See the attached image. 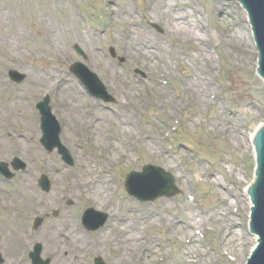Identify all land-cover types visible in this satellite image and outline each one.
<instances>
[{
	"label": "rangeland",
	"instance_id": "rangeland-1",
	"mask_svg": "<svg viewBox=\"0 0 264 264\" xmlns=\"http://www.w3.org/2000/svg\"><path fill=\"white\" fill-rule=\"evenodd\" d=\"M152 1L0 0V12L13 15L6 19L0 17V31L3 27L11 34H23L21 54L25 56L17 55L19 52L13 47L0 48L1 55L12 54L18 59L11 61L2 56L0 59V135L8 131L0 143V161L8 163L11 171L13 157L26 164V168L16 172L9 181L0 176L2 264H9L13 259L20 264H31L28 253L35 242L43 245L42 257L49 258L51 264H93L95 257L105 264H243L249 256L252 235L248 227L250 208L247 209L246 204L250 201L244 189L246 181H253L255 160L248 135L264 124V79L256 72L258 50L248 15L238 1L191 0L190 6L199 9L206 27L203 47L212 60L211 84L217 93L214 104L198 108L189 98L185 101L179 80H185L201 50L196 41L171 39L161 17L157 15L154 19V13H147L146 6ZM126 6L134 10L138 28L168 47L165 61L153 64L151 59L137 57L132 61L133 55L125 56L119 51L106 30L112 9L119 11ZM72 11L78 17L79 27L99 29L97 50L92 52L80 40L66 37L62 38L66 51L64 58L47 60V57L44 60V56L51 54L44 51L46 41L42 32L45 22L58 23ZM117 27L120 29L121 25ZM230 30L244 34L248 45L244 41L240 47L236 39H231L233 43L229 46L225 45L221 35ZM102 58L123 73V85L96 68L94 61ZM74 62L83 63L97 75L114 98L113 102H104L88 94L84 85L69 71ZM9 70L26 74L25 80L22 83L9 81ZM38 72H49L53 84L33 85ZM163 75L165 82L160 83ZM62 78L69 80L70 86L82 95V104L75 103V114L63 110L62 89L56 84ZM127 84L136 86L135 94L124 93ZM15 93L20 94L17 100H13ZM162 94L179 96L177 108L173 111L168 106L160 108L157 101ZM46 95L61 128L60 141L74 158L73 167L65 165L56 150L48 153L39 142L40 115L35 104ZM11 101L16 103L12 105ZM219 106L229 124L237 127L235 136H229L228 130L211 134L212 121L219 117ZM126 108L140 127V134L131 145L133 158L126 161L118 157L112 164L101 165L100 154L93 153L89 147L91 129L97 122V128L109 127L112 119L121 115V111H127ZM14 113L16 118L23 119L18 125L12 121ZM106 133L108 138L120 135L117 130ZM14 139L22 141V150L15 148ZM147 139L154 142L151 152L144 148ZM124 141L126 138L120 143ZM146 164L170 173L179 192L172 197L163 196L146 202L129 196L123 185L125 176L130 171L141 172ZM87 165L92 166L96 175L110 179L111 208L99 207L87 194L81 193L82 187L73 184L74 178L84 173ZM43 174L52 183L48 193L37 183ZM215 178L219 180V186L214 184ZM27 180L34 187L29 193L23 186ZM187 196L193 199L189 201ZM86 208L107 215L102 228L92 232L83 228L80 218ZM189 209L201 216L191 225L184 217ZM224 209L228 210L225 220L218 221ZM55 210H58L57 217L52 214ZM209 212L213 215H207ZM36 215H45L47 219L33 231L32 219ZM120 219L123 224L136 229L141 241L140 248L135 251L125 250L123 259L117 257L119 252L116 251L118 246L123 249L126 245H122L124 234L119 231ZM170 219L173 222L169 223ZM192 225L199 230L194 233ZM72 235H78V239L74 240ZM229 242L233 246L227 245ZM187 259L189 262L186 263Z\"/></svg>",
	"mask_w": 264,
	"mask_h": 264
},
{
	"label": "bare ground",
	"instance_id": "bare-ground-1",
	"mask_svg": "<svg viewBox=\"0 0 264 264\" xmlns=\"http://www.w3.org/2000/svg\"><path fill=\"white\" fill-rule=\"evenodd\" d=\"M191 4V0H153L150 4L146 6V10L148 14L154 13V19L157 15L158 18L161 17V20H163L165 23L166 33L171 39H176L180 41H196L197 47L199 48V50H201L195 58L197 63L194 64L190 73L185 75V80H179V84L185 92V101L189 98V100L195 103L198 108H205L215 103V100L217 99V93L214 91L213 86L211 84L210 75L213 66L212 60L209 55L204 52L205 50L203 47L205 43L203 35L205 34L206 27L203 24V18L200 14L199 9L194 5L190 6ZM133 13L134 10L127 6L126 8L119 11L116 9H112V11L110 12V24L106 31L111 34V37L113 38L114 43L117 44L119 51H121V53L125 56L133 55V58L129 57L130 60L133 59L132 61L135 60L134 57H137L139 59L141 58L143 60L151 59L153 64L154 62L155 64H158L162 61H165L168 47L160 40H157L149 32L138 28ZM12 16V14H7V11H3L2 13L0 12V17H2V19H6ZM50 21L45 22V30L42 32V36L46 41L44 51L48 54L51 53L49 56H44V60L47 57V60L64 58L63 53L66 51L62 46V38L66 37L70 40H80L82 44L86 47V49H89L92 52L97 50L96 42L100 37L99 29L92 27L91 30H86L84 26L79 27L77 25L78 17L73 11L69 12L68 15L64 16L63 20L58 21V23L54 24L52 23V21ZM118 24L121 25L120 29L117 27ZM2 29L3 30L0 31V48L5 46L13 47L14 50H17L16 52H19V54L17 55L25 58V56L21 54L23 53V51H21V41L23 34H11L8 30L4 29L3 27ZM119 31L121 32L119 33ZM221 37L225 39V45L228 46L233 43L231 39H236L238 42H240V47L243 45L244 41H246V46L249 43V41H247L248 38L245 37V35L242 34L240 31L236 30H230L225 34L221 35ZM1 56L4 58H8V60L11 61H18V59L12 54L8 56H6V54L5 56L0 54V59ZM94 65L97 69L102 71V73H105L107 75V78H112L116 81H119L121 84L122 82H125V78H123V73L120 72L118 68L111 65L107 60L103 58L100 60L97 59L94 61ZM50 75L51 74L49 72H47L46 74H43V72H38L37 75L34 77L33 85H52L53 81L51 82V80L53 79V76L50 77ZM68 82L69 80L62 78L61 80L57 81L56 84L57 86L60 85L59 87L60 89H62V91L60 92V101L64 106L63 110L66 113L75 114L77 112L75 103L76 105L82 104V95L79 93L78 89H74L72 86H70ZM162 82H165L164 75L160 77V83ZM124 88V93L126 95L130 96L131 94H135V85L127 84L124 85ZM70 89L74 90V92L71 93ZM14 97H16V99L13 98V100H17L20 98V94L15 93ZM176 99H179V96L162 94V97H160L157 101V105L160 106V108L161 106H168V108L173 111L174 108H177ZM121 102L125 105L132 106L127 101ZM15 103L16 102L11 101L12 105ZM1 109L2 107L0 106V110ZM126 109L127 111H121V115L118 114L116 119H112L113 121L108 124L109 127H105L103 129V127L98 126L97 128V122L93 125V128L91 129V137L89 140H91L92 143H90L89 147L92 148L93 153L100 154L101 165H106L108 163L112 164L116 161L118 157H123L126 161L127 159L133 158L131 145L138 138L140 134V127L138 126L134 117L131 115L130 109ZM218 111L219 117L215 121H212L213 123L211 124V134L215 135L219 132L226 133L228 130V133H230L228 134L229 136H235L237 132V127L230 125L229 122L224 118L223 108H220L219 106ZM79 114H82L81 110H79ZM14 115L17 114H13L12 121L16 122L17 125L23 121V119H18ZM172 121L174 122V119H172ZM215 125H217V129L215 128ZM114 130H117L120 133L117 138H113V136L109 138L106 137V131L111 132ZM6 134H8L7 130H5L3 135ZM3 135H0V143L3 142ZM123 138H126V141L123 142L124 146H122L123 143H120V140ZM248 141H250L252 153L253 156H255L257 154L258 144L257 138L254 133L248 135ZM153 143L151 139H147L144 142V148L146 152L152 151V149L154 148L152 147ZM14 145L16 146L15 148L19 150H22L24 148V145L22 141H20V139H14ZM2 146L4 148L5 145ZM45 167H47L46 161ZM219 183V180L215 178L214 184L219 186ZM245 183V187H248L250 185L251 188L253 186L252 182L246 181ZM73 184H78L80 187H82L83 190L81 191V193L87 194L90 199L92 198V200L96 204H98L99 207L111 208V206L109 207V204L111 203L110 195L112 192L110 179L105 175L98 176L93 173L92 166L87 165L86 171L76 176L74 178ZM23 186L27 193L32 192L34 189L32 183H30L28 180L24 182ZM187 199L191 201L193 198L187 196ZM246 206H248L247 209L250 208V202H248ZM226 212H228V210L226 209L221 211L220 213H222V216L218 217L217 220L224 221ZM207 215L210 216L213 214L212 212H209L207 213ZM113 216L112 218H114ZM184 217L186 218L187 223L191 225L196 222V217L200 218L201 216L198 214L196 215L195 211H190L189 209V212H187ZM120 221L122 222V224L118 226L119 231L120 233L124 234L122 237V245H124L125 243L126 245L123 249L122 246H118L116 251L119 252L117 257L119 259H123L125 250L126 252L128 251L130 253L135 251L136 249L140 248L141 241L139 236L136 234V229L133 226L129 224L126 225V223L123 224V220L121 219ZM168 222L171 223L173 221L170 219ZM193 228L194 233L195 230H199L195 226ZM73 239L77 240L78 235H74ZM255 243L256 236L252 235V245L250 246L248 254L252 250ZM227 245H229L230 247L233 246L231 242H229ZM238 261H241V258ZM187 262H189L188 259L186 260V263ZM240 263L241 262H237V264ZM9 264H20V262L16 259H13L9 262Z\"/></svg>",
	"mask_w": 264,
	"mask_h": 264
},
{
	"label": "water",
	"instance_id": "water-1",
	"mask_svg": "<svg viewBox=\"0 0 264 264\" xmlns=\"http://www.w3.org/2000/svg\"><path fill=\"white\" fill-rule=\"evenodd\" d=\"M242 3L250 17V23L254 34V39L259 51V68L258 72L264 77V0H238ZM80 52V50H79ZM71 71L86 85L91 94L111 100L106 94L104 87L98 81L96 75L88 72L82 64L75 63L71 67ZM11 76L16 80H21L23 75L16 72H11ZM42 115V130L43 137L41 142L48 150L58 147L59 152L63 155L66 162L72 163L68 151L60 144L58 134L59 127L55 122L54 117L50 114L48 106V98L38 104ZM257 167L256 179L253 186L250 188V196L253 203L250 229L259 237L258 246L253 251L250 258L247 259L246 264H264V126L258 131L257 135ZM14 169L18 170L24 168V164L19 160L13 163ZM0 172L8 178L12 175L6 169V165L0 163ZM149 182V183H147ZM39 185L43 190L48 191L50 183L48 179L43 176L39 180ZM125 187L130 195L137 197L140 200H154L159 196H173L177 190L174 186L173 178L170 174L164 172L160 168L153 166H145L144 172H131L127 175ZM92 216H98L92 218ZM106 220V215L98 213L93 209H87L83 215V224L88 230L98 229ZM41 220H37L36 227ZM41 246L36 245L35 251L31 253L30 257L33 264H48L49 260L40 259ZM0 257V263L2 262ZM95 264H104L101 259H95Z\"/></svg>",
	"mask_w": 264,
	"mask_h": 264
}]
</instances>
